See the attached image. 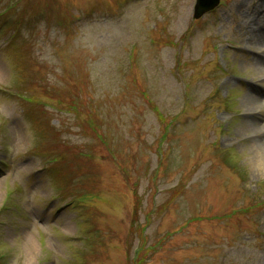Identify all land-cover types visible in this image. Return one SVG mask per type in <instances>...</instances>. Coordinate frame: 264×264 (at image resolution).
I'll list each match as a JSON object with an SVG mask.
<instances>
[{
  "label": "rangeland",
  "instance_id": "obj_1",
  "mask_svg": "<svg viewBox=\"0 0 264 264\" xmlns=\"http://www.w3.org/2000/svg\"><path fill=\"white\" fill-rule=\"evenodd\" d=\"M194 3L0 0V264H264V0Z\"/></svg>",
  "mask_w": 264,
  "mask_h": 264
},
{
  "label": "bare ground",
  "instance_id": "obj_2",
  "mask_svg": "<svg viewBox=\"0 0 264 264\" xmlns=\"http://www.w3.org/2000/svg\"><path fill=\"white\" fill-rule=\"evenodd\" d=\"M256 1H253V3ZM261 6L262 3H261ZM264 16V9H261L257 11V15H255V18L261 19ZM264 21V19H262ZM259 20L255 19V22L252 24H247L245 23V20L241 19V21L238 19L237 22L239 26L243 29L242 34L246 35V41L247 44L249 45V48H254L255 51L259 55H261V58L256 60L255 63H258L259 66H263L264 64V25L261 24V26H257L256 30L255 29V24H257ZM259 43H262V45H259ZM263 56V59H262ZM264 75V74H263ZM264 141V138H263ZM264 147V142L261 144Z\"/></svg>",
  "mask_w": 264,
  "mask_h": 264
},
{
  "label": "water",
  "instance_id": "obj_3",
  "mask_svg": "<svg viewBox=\"0 0 264 264\" xmlns=\"http://www.w3.org/2000/svg\"><path fill=\"white\" fill-rule=\"evenodd\" d=\"M218 3V0H195L194 3V17H198L202 15L204 12L212 9L216 4Z\"/></svg>",
  "mask_w": 264,
  "mask_h": 264
}]
</instances>
